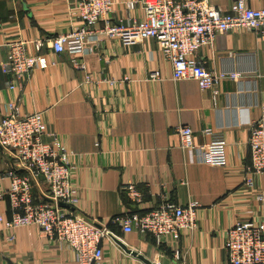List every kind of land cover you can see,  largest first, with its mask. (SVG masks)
Masks as SVG:
<instances>
[{"label": "crops", "instance_id": "0c3cea01", "mask_svg": "<svg viewBox=\"0 0 264 264\" xmlns=\"http://www.w3.org/2000/svg\"><path fill=\"white\" fill-rule=\"evenodd\" d=\"M75 1L0 0V62L7 58L10 40L50 39L80 27L81 20L70 14ZM114 1L116 11L110 17L116 22L126 17L127 10L122 3L126 0ZM209 2L228 11L235 0ZM249 5L264 7V0H249ZM50 46L44 47L47 64L24 80L23 89L8 88L10 76L0 69V118L14 100L24 113L46 112L48 133L57 134L75 152L74 181L82 189L84 217L99 225L126 208L134 209L122 189L129 180L150 206L158 205L165 194L181 205L189 200L200 203L197 229L187 230L179 241L183 254L179 260L150 235L113 226L110 240L104 243L103 264H226L228 228L240 219L264 220V202L243 180L251 165L250 122L259 118L264 102V32L229 30L199 50L197 56L208 69L241 76L220 82L216 104L211 90L194 80L171 79V65L155 39L128 46L102 34L90 37L81 59L94 77L91 83L83 82L84 73L72 64L73 56L56 54ZM29 49L33 50L32 43ZM156 70L160 78H151ZM181 125L193 128V140L200 146L224 139L226 166L204 163V150L182 149L177 132ZM205 128H211L213 135L205 134ZM13 168L24 173L11 152L1 150L0 188L9 185L3 176ZM32 184L34 197L49 201L46 182L38 179ZM256 184L264 189L263 179L257 178ZM0 214L11 218L7 201ZM9 235L14 241L7 240ZM112 235L148 262L125 252ZM73 259L67 246L58 245L38 227L5 231L0 223V264H75Z\"/></svg>", "mask_w": 264, "mask_h": 264}, {"label": "built area", "instance_id": "2783aa9c", "mask_svg": "<svg viewBox=\"0 0 264 264\" xmlns=\"http://www.w3.org/2000/svg\"><path fill=\"white\" fill-rule=\"evenodd\" d=\"M122 3L127 15L115 22L110 17L116 11L114 0H76L70 14L81 20L80 27L50 39L10 40L7 58L0 62L2 72L10 76L7 87L23 89L24 80L36 68L47 64L44 47L49 44L54 53L67 52L73 56L72 64L84 73L83 82L91 83L94 77L81 58L89 38L102 34L118 38L128 46L155 39L162 57L171 65V79L194 80L200 88L211 90L216 104L221 94L220 82L227 78L238 80L241 76L238 72L215 73L208 69L205 60L197 56L199 50L212 45L217 34L229 30L264 32V7H252L249 0H235L228 11L209 0H126ZM137 10L139 15H132ZM99 23H103L101 28ZM29 43L33 45L32 51ZM150 77L160 78V72L156 70ZM260 109L259 118L250 122L247 143L251 165L243 180L247 188L256 189V198L264 202V189L256 184L257 178L264 180V102ZM177 132L182 149L204 150V163L214 166L228 163L224 139L214 138L205 148L195 144L191 126H178ZM204 133L213 135V130L205 128ZM48 134L51 140L45 141L44 136ZM3 149L11 152L15 164L24 173L13 168L3 176L9 185L0 188V208L8 200L12 216L7 219L0 214L2 229L38 227L58 245L67 246L75 264H103L104 243L110 240L113 226L126 233L150 235L158 247L171 251L173 258L179 260L183 256L179 247L183 233L198 227V201L189 200L181 205L165 194L158 205L150 206L131 180L122 189L134 209L126 208L99 225L86 219L80 210L82 189L74 181L75 152L57 134L48 133L45 111L24 113L18 101L8 102L0 118V151ZM38 179L48 185L47 196L51 201L34 197L32 180ZM60 201L73 209L59 206ZM7 240L14 241V236L9 235ZM224 250L226 264H264V220H236L225 233Z\"/></svg>", "mask_w": 264, "mask_h": 264}, {"label": "water", "instance_id": "95a60500", "mask_svg": "<svg viewBox=\"0 0 264 264\" xmlns=\"http://www.w3.org/2000/svg\"><path fill=\"white\" fill-rule=\"evenodd\" d=\"M49 201H51L49 199ZM59 206L61 207H65V208H70V209H73L72 207H70L68 204L60 201L59 203ZM112 238L116 241V243L127 253L131 254L132 256H135L141 260H143L144 262H148L147 259L142 255L140 254L139 252H137L136 250H133L132 248H129L123 241L119 240L117 237L113 236L112 235Z\"/></svg>", "mask_w": 264, "mask_h": 264}, {"label": "trees", "instance_id": "16d2710c", "mask_svg": "<svg viewBox=\"0 0 264 264\" xmlns=\"http://www.w3.org/2000/svg\"><path fill=\"white\" fill-rule=\"evenodd\" d=\"M8 203H9V201L8 200H6ZM9 206H10V204H9ZM117 227V226H116Z\"/></svg>", "mask_w": 264, "mask_h": 264}]
</instances>
